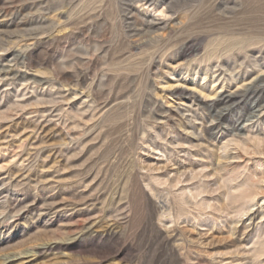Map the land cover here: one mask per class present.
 I'll list each match as a JSON object with an SVG mask.
<instances>
[{
    "label": "rangeland",
    "instance_id": "rangeland-1",
    "mask_svg": "<svg viewBox=\"0 0 264 264\" xmlns=\"http://www.w3.org/2000/svg\"><path fill=\"white\" fill-rule=\"evenodd\" d=\"M263 120L264 0H0V264H264Z\"/></svg>",
    "mask_w": 264,
    "mask_h": 264
},
{
    "label": "bare ground",
    "instance_id": "bare-ground-1",
    "mask_svg": "<svg viewBox=\"0 0 264 264\" xmlns=\"http://www.w3.org/2000/svg\"><path fill=\"white\" fill-rule=\"evenodd\" d=\"M150 4L152 5V4H154V2H152V3H150ZM146 5H147V4H146ZM149 24H151V23H149ZM152 24H153V23H152ZM152 26H153V25H152ZM152 26H151V27H152ZM149 28H150V27H149ZM161 39H162V38H161ZM210 60H211V59H210ZM201 62H202V61H201ZM255 62H256V61H255ZM69 63H70V62H69ZM208 63H209V62H208ZM254 65H255V64H254ZM258 65H259V64H258ZM260 66H261V65H260ZM255 67H256V65H255ZM258 67H259V66H258ZM256 69H257V68H256ZM261 69H262V68H261ZM261 72H263V71H261ZM206 75H207V73H206ZM228 75H229V74H228ZM231 75H232V74H231ZM223 76H224V75H223ZM213 77H214V76H213ZM229 77H230V76H229ZM220 79H221V78H220ZM232 79H233V78H232ZM228 80H229V79H228ZM234 81H235V80H234ZM235 83H236V82H235ZM203 87H204V86H203ZM203 89H204V88H203ZM254 90H255V89H254ZM202 94H203V93H202ZM207 95H208V94H207ZM209 95H210V94H209ZM212 95H213V93H212ZM205 96H206V95H205ZM214 96H215V95H214ZM209 97H211V95H210ZM263 121H264V120H263ZM179 122H180V121H179ZM181 123H182V122H181ZM177 124H178V123H177ZM188 124H189V123H188ZM179 125H180V124H179ZM191 125H192V124H191ZM185 126H186V125H185ZM185 126H184V127H185ZM179 127H180V126H179ZM182 127H183V126H182ZM253 128H256V127H253ZM253 128H252V129H253ZM187 129H188V127H187ZM191 129H192V128H191ZM185 130H186V129H185ZM185 130H184V131H185ZM195 131H196V130H195ZM193 132H194V131H193ZM196 133H197V132H196ZM187 134H188V133H187ZM251 134H252V133H251ZM195 135H196V134H195ZM201 135H202V134H201ZM256 135H257V134H256ZM199 136H200V134H199ZM178 137H179V136H178ZM187 137H188V136H187ZM256 137H257V136H256ZM259 137H260V136H259ZM194 138H195V137H194ZM188 139H189V138H188ZM235 139H239V138H235ZM253 139H254V138H253ZM197 140H198V139H197ZM206 140H207V139H206ZM230 140H231V139H230ZM233 140H234V139H233ZM240 140H241V141H240ZM242 140H243V139H239L237 142L240 143V144H243L244 142H243ZM255 140H256V139H255ZM178 141H179V139H178ZM178 141H177V142H178ZM201 141H202V140H201ZM250 141H251V140H250ZM257 141H258V140H257ZM259 141H260V140H259ZM253 142H254V141H253ZM173 143H174V142H173ZM222 143H223V142H222ZM235 143H236V142H235ZM238 143H237V145H239ZM248 143H249V142H248ZM250 143H251V142H250ZM250 143H249V145H250ZM256 143H257V142H256ZM261 143L263 144L264 142H262V140H261ZM184 144H185V143H184ZM189 144H190V143H189ZM191 144H192V142H191ZM203 144H204V143H203ZM223 144H224V143H223ZM233 144H234V143H233V141H232V145H233ZM171 145H172V144H171ZM173 145H174V144H173ZM181 145H182V144H181ZM229 145H230V143H229ZM232 145H231V146H232ZM244 145L246 146V144H244ZM179 146H180V143H179ZM207 146H208V144H207ZM219 146H220V145H219ZM231 146H229V147H231ZM237 147H238V146H237ZM242 147H243V145H242ZM247 148L249 149L248 146H246V150H248ZM210 149H211V148H210ZM228 150H229V148H228ZM228 150H226V151H228ZM255 150H256V149H255ZM196 151H197V150H196ZM207 151H208V150H207ZM216 151H217V150H216ZM220 151H222V150H220ZM244 151H245V149H244ZM204 152H205V151H204ZM204 152H203V153H204ZM208 152H209V151H208ZM245 152H247V151H245ZM217 153H218V152H217ZM225 153H226V152H225ZM225 153H224V154H225ZM257 153H258V152H257ZM197 154H198V153H197ZM206 154H207V153H206ZM206 154H205V155H206ZM211 154H212V153H211ZM200 155H201V154H200ZM203 155H204V154H203ZM208 155H209V154H208ZM217 155H219V154H217ZM220 155H221V154H220ZM225 155H227V154H225ZM246 155H247V154H246ZM221 156H222V155H221ZM228 156H229V155H228ZM210 157H211V156H210ZM232 157H234V156H232ZM241 157H242V156H241ZM241 157H240V158H241ZM206 158H207V156H206ZM217 158H218V157H217ZM224 158H225V157H224ZM230 158H231V157L228 158L229 163H228V161H226L228 164H230V162H233V161L230 160ZM211 159H212V157H211ZM231 159H232V158H231ZM233 159H234V158H233ZM223 160H224V159H223ZM234 160H236V158H235ZM213 161H214V160H213ZM221 161H222V160H221ZM233 163H234V162H233ZM210 164H211V163H210ZM219 164H220V163H219ZM228 164H227V165H228ZM236 164H238V163H236ZM223 165H224L225 167L227 166L226 164H223ZM233 166H234V165H233ZM235 167H237V166H235ZM209 168H210V167H209ZM213 169H214V167H213ZM227 169H228V168H227ZM230 169H231V168H230ZM233 169H234V167H233ZM225 170H226V169H225ZM239 170H240V169H239ZM235 171H236V170H235ZM235 171H233V173H234ZM237 171H238V170H237ZM213 172H214V171H213ZM238 172H239V171H238ZM243 174H244V173H243ZM218 175H219V174H218ZM237 175H238V174H237ZM235 176H236V175H235ZM239 177H241V176H239ZM230 178H231V177H230ZM237 179H238V178H237ZM240 179H241V178H240ZM232 180H233V179H232ZM236 181H237V180H236ZM247 182H249V181H247ZM232 183H233V182H232ZM226 184H227V183H226ZM243 185H244V184H243ZM226 186H227V185H226ZM228 186H229V185H228ZM237 186H238V185H237ZM237 186H236V187H237ZM232 188H233V187H232ZM245 188H246V187H245ZM245 188H244V189H245ZM235 189H236V188H235ZM186 190H187V189H186ZM190 191H191V190H190ZM199 191H200V190H199ZM227 191L229 192L230 190H227ZM233 191H234V190H233ZM233 191H232V192H233ZM239 191H241V190H239ZM239 191H238V192H239ZM244 191H245V190H244ZM250 191H251V190H250ZM186 192H187V193H190V192H188V191H186ZM241 192H242V191H241ZM191 193H192V191H191ZM191 193H190V195H191ZM198 193H199V192H198ZM200 193H201V191H200ZM200 193H199V194H200ZM193 194H195V193H192V195H193ZM228 194H230V193H228ZM231 194H232V193H231ZM234 194H236V193H234ZM234 194H232V195H233L232 199L234 198L235 200H237V199H239V200H245V199H249V198H250L251 201H255V198L252 199L250 196H244V195H241V196H236V195H235V196H234ZM245 194H246V193H245ZM226 195H227V194H226ZM228 196H229V195H228ZM228 196L226 197L227 199H229ZM192 197H193V196H192ZM184 198H185V197H184ZM187 198H188V197H187ZM193 198H194V197H193ZM186 202H187V200H186ZM181 203H182V202H181ZM241 204H242V203H241ZM241 204H239V205H241ZM243 204H244V203H243ZM234 205H235V204H234ZM236 205H238V204H236ZM232 206H233V205H232ZM243 207H245V205H244ZM263 219H264V218H263ZM250 220H251V218H250ZM263 221H264V220H263ZM261 222H262V221H261ZM249 229H250V228H249ZM261 241H262V240H261ZM255 246H256V245H255ZM252 252L254 253V256L256 255V258H257V255L261 254V250H259V249H257V248L252 249ZM250 253H251V252H250ZM251 257H252V256H251Z\"/></svg>",
    "mask_w": 264,
    "mask_h": 264
}]
</instances>
